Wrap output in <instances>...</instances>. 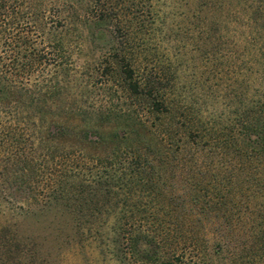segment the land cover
Masks as SVG:
<instances>
[{
	"label": "rangeland",
	"instance_id": "1",
	"mask_svg": "<svg viewBox=\"0 0 264 264\" xmlns=\"http://www.w3.org/2000/svg\"><path fill=\"white\" fill-rule=\"evenodd\" d=\"M10 60L31 61L29 81L46 79L48 95L46 125H11L29 142L22 165L31 167V180L7 178L18 146L6 145L0 156V226L11 224L7 235H18L23 248L16 257L1 252L0 264H160L191 237L189 264L202 257L264 264V191L256 188L263 178L257 152L243 139L244 127L264 126V0H0V62ZM123 64L153 83L163 110L129 93ZM124 129L132 131L128 138L96 141V133ZM151 135L172 150V165L158 176L143 172L133 184L122 175L137 155L127 148L144 147ZM74 174L76 181L108 180V199L89 216L88 192L97 190L87 188L81 199L76 190L46 212L52 180ZM213 177L227 181L209 214L195 216L188 203L182 215L169 212L183 188L200 181L204 190ZM148 180L161 193L153 213L142 215L131 206L143 204L139 187ZM29 203L33 215L24 213ZM139 229L155 235L151 263L141 261L140 246L131 248L130 233Z\"/></svg>",
	"mask_w": 264,
	"mask_h": 264
},
{
	"label": "trees",
	"instance_id": "2",
	"mask_svg": "<svg viewBox=\"0 0 264 264\" xmlns=\"http://www.w3.org/2000/svg\"><path fill=\"white\" fill-rule=\"evenodd\" d=\"M15 35H12V37H9L10 43L8 44L10 52L13 53L12 47L14 46V40H17L15 38ZM14 38V39H13ZM22 41V44H25ZM40 65V66H39ZM38 67L39 69H44L46 67L45 64H39ZM35 65L31 63V61H26V62H16L15 60H10L9 62L6 63H1L0 62V156L2 153L4 154V151L7 149L3 148L6 147H19L18 149L20 152H17V154L14 153V160L16 162L12 163V165H16V168H13V173L6 172V175L8 176L7 178H10L13 176L14 179L18 181H22V177L28 176L29 179L31 180V174H33V171L31 170V167H27L26 165H22V163H28L29 161L27 160L28 157L26 155V150L28 148L29 142L27 141V137H24L21 134L15 133V127L12 128L13 126L11 125H46V95H48V92L46 91V83L44 84V81L41 80L39 81H34L30 83V76L31 73L34 71ZM120 72H121V77L122 80L125 82V86L129 90V93L131 95H144L145 97L149 98L151 100V106L154 108L156 111L160 109L165 108V104L161 98V95L156 93L157 89L152 85L149 80L145 79H139L135 75V70L134 67H132L129 64H123L120 67ZM50 122V121H49ZM51 123V122H50ZM254 126H248L244 127L245 129V134H244V141L245 143L248 142V146H251L258 154L257 158V165L261 169V177L263 179H260V183L264 184V126L259 125L256 126V130L253 128ZM24 130V129H23ZM104 133L99 132L98 134L96 133V141L100 142L101 145H105V143H108V138H111L112 140L116 141L119 140L120 138H126L127 136L131 135V130H123L121 134L119 133H114L111 131H103ZM163 134H168L166 132H162ZM24 134V133H23ZM119 135V136H118ZM169 135V134H168ZM120 137V138H119ZM254 141H251L252 138ZM128 138V137H127ZM152 135L146 143H144V147L140 146V148H134V150H131V147H128L130 155H135V159L130 158L129 163H127V168L126 166L123 169V177L125 173H129L130 175V182L136 183L135 177H138L139 175H143L142 173L146 172H151V174H155L158 176L162 170L166 171L169 170L168 166L172 165V160L171 157V151L168 146H165V144H160L158 142L157 144L152 140ZM160 144V145H159ZM159 145V146H158ZM143 147V148H142ZM143 150V151H142ZM160 153L161 155L156 158L155 154ZM169 153V155H168ZM136 156H139L136 159ZM143 156V157H142ZM7 156L5 159H10ZM133 157V156H132ZM14 161L13 159H10ZM30 160V159H29ZM134 164V166L132 165ZM17 164H20V167H17ZM19 166V165H18ZM133 166V167H129ZM126 169V170H125ZM69 176L65 177H59V179L52 180V186L49 187L48 190H46V193H44V197H46V203L42 204L43 208H46V212L51 210V206H55L54 204L59 203H69V200L71 198H75L70 196V194H75L77 190V194L79 195V198L81 199L83 193L84 196L86 195L85 191L87 188H95L97 190L96 193L93 195L88 192V194L91 196L90 203H86L87 208L89 205L88 210V215L94 214V212L98 209L97 204L99 200H103V198L108 199V195L111 192V188L109 186L110 182L105 179V181H101L100 178L97 175H94V179H82L80 181H76V176L75 174L73 175V180L70 181L68 180ZM213 182L212 185L208 183V186L204 190L199 187L200 181H195L193 184H189L186 188H183L184 192L180 195L177 196L178 201L175 200L174 203L170 202L169 204L167 203V208L169 212H173L175 210L178 211V216L181 214L186 213V203L190 205V208L194 212H196L195 216H204L210 213L212 209H214V205L216 203H220L223 201L222 196L218 195L219 188L218 186L224 184V180L227 178L221 177V179H218L216 177L212 178ZM220 180V182H216V180ZM203 180V179H202ZM125 183H127L125 181ZM139 190L142 189V193L138 195L139 200H144L141 201L143 204H139L138 206H131L134 207L137 211V213L144 215L145 213H148L149 209L153 206L150 204L152 203V200L157 196L159 193H161L158 189L157 186L150 180H148L146 183H140ZM207 184V183H206ZM66 185V186H65ZM109 185V186H108ZM128 185V184H127ZM95 186V187H93ZM210 186V187H209ZM119 187V186H118ZM224 188V187H223ZM227 188V187H225ZM224 188V189H225ZM257 190H261L260 192L264 191V187L256 186ZM154 189H157L158 191L153 194ZM205 191L203 195H200V192ZM153 197V198H152ZM185 197V198H184ZM85 198V197H84ZM102 198V199H101ZM85 200V199H84ZM88 200H85L87 202ZM96 200V201H95ZM35 202H38L36 199ZM34 202V203H35ZM54 202V203H52ZM139 202V201H138ZM34 203H29L27 208H25L24 213H27L28 215H33L36 211L35 208H33L35 205ZM81 202H79L80 204ZM95 204L92 206V204ZM50 204V205H49ZM147 204V205H146ZM166 204V201H165ZM163 204V205H165ZM34 205V206H32ZM67 205V204H66ZM150 205V206H148ZM58 206V205H56ZM75 208V207H74ZM82 209V208H81ZM124 209V208H123ZM122 211L125 212L126 209ZM153 212H149L148 214H152ZM27 216V215H26ZM202 224L201 221H198L196 224ZM200 224V225H201ZM11 225V224H7ZM3 227L0 226V253H9V254H15L14 257H16V254L19 255L23 248L21 247L22 243H20V239H18V235L12 234L7 235L8 231L10 230V227L7 226ZM178 225L175 224L174 228L176 229ZM180 226V225H179ZM178 226V227H179ZM177 227V228H178ZM181 227V226H180ZM76 230L79 229V223L74 226ZM148 230L151 228L149 226H146ZM140 231L142 230V234L139 235V233H130V242H131V248L136 247L137 245L140 246L138 249L140 251V258L142 259L141 261L151 263L155 258H158L156 256L157 251L155 249H152L151 244L153 241V238L155 235H152L151 233L145 231L144 229H139ZM138 232V231H137ZM151 234V235H150ZM8 236V237H7ZM189 238V237H188ZM35 240V239H34ZM32 240V241H34ZM182 240V239H181ZM181 240L178 241L179 245L181 243ZM31 241V242H32ZM186 240L182 241V245L180 247V251H174L173 253V258L170 259H164L160 261V264H173L176 262V264H189L192 263V251L191 247L193 246L194 240L189 239L190 245L187 246L186 248H190V252L185 247H182L185 244ZM34 244V242H33ZM36 247V245L34 244ZM31 250H34L33 247H31ZM194 250V248H193ZM137 251V250H136ZM197 258V257H196ZM198 264V263H195ZM199 264H208V261L205 259V257H202L201 263Z\"/></svg>",
	"mask_w": 264,
	"mask_h": 264
}]
</instances>
